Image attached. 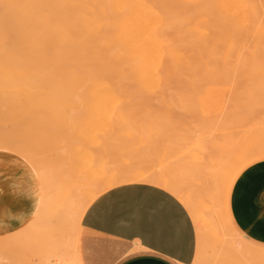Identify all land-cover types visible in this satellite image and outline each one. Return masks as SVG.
Listing matches in <instances>:
<instances>
[{
    "label": "bare ground",
    "instance_id": "obj_1",
    "mask_svg": "<svg viewBox=\"0 0 264 264\" xmlns=\"http://www.w3.org/2000/svg\"><path fill=\"white\" fill-rule=\"evenodd\" d=\"M13 1L0 0V7L5 8L3 11L7 10L4 11L6 14L12 12L11 16L18 15L15 17L17 21L11 16L6 17L9 15L0 17V52L2 54L5 50L8 53V62L7 58L4 59L8 67L2 65L0 71L3 74L6 72V75L21 76L17 80L23 81L22 86L28 83L23 76H29L28 80H36L41 76L35 84H31L35 89L25 88L29 91L46 87L55 90L64 88L61 90L65 92L85 90L107 94L105 98H112L108 94L114 96L111 93L141 92L150 95L159 90L165 92L171 88L176 91L188 87L197 90L204 86L201 81L206 75L255 70L259 65L244 62L264 59V0ZM12 21L16 25L10 29ZM8 30L14 33L9 38ZM213 61H222L223 64L211 63ZM40 71L44 74L37 75L36 72ZM185 73H189L192 78L188 84L183 80ZM48 75L49 82L42 83V78ZM53 78L56 79L57 87H52L55 83ZM108 103L111 104L110 101ZM208 135L204 136L207 140ZM229 136H225L226 139ZM235 137L233 135V139ZM204 138L199 141H204L203 146L207 144ZM215 139L216 143L211 139L208 142L216 144L215 147L211 145L212 150L208 145L205 146L211 150L210 154L214 152L217 155L213 151L219 144L218 138ZM262 152L264 148L260 144L248 145L240 151L232 152L234 155L230 154L227 173L220 182L209 175L214 173L210 171V168H215L216 163L213 161L210 164L207 162V165L197 164V161L193 165L181 162L174 173L162 169L115 171L105 179L86 182L81 195L75 191L67 195L66 201L59 202L58 215L64 218L65 224L59 232L48 235L40 260H33L30 264H81L77 254V235L86 209L105 190L129 182H151L178 196L189 209L197 227L198 251L194 264H211L212 255L207 256V246L215 249L245 245L238 234L230 233L234 228L226 214V190L234 171L249 157ZM196 157L200 159L201 156ZM44 185L36 210L39 216L43 214L40 213L41 206L53 203L49 201L53 199L49 196L50 190ZM15 255H0V264H4L5 258H10V264H25L21 257ZM258 257L264 264V251H259Z\"/></svg>",
    "mask_w": 264,
    "mask_h": 264
},
{
    "label": "rangeland",
    "instance_id": "obj_2",
    "mask_svg": "<svg viewBox=\"0 0 264 264\" xmlns=\"http://www.w3.org/2000/svg\"><path fill=\"white\" fill-rule=\"evenodd\" d=\"M0 9V17L3 15L1 18L9 15L4 12L7 10H2L5 8ZM11 14L12 12L6 17L10 18ZM16 15L11 16L13 20L17 19ZM14 22L12 21L13 26L10 29L16 25ZM12 31L8 32L7 38L13 36ZM3 53L0 52V61L4 63L0 62V68L8 65L5 64L8 62V53ZM211 63L223 64L222 61ZM244 63L257 64L260 67L255 70L243 69L206 75L201 81L204 86L197 90L188 87L175 91L170 88L172 92L169 89L165 92L159 90L158 93L152 92L150 95L125 92L128 96L124 92H117L116 95L118 94L117 97L121 100L114 97L115 93H111L114 96L108 94V97L112 96L111 100L105 98L107 94L101 95L85 90L86 93L83 90L69 92L67 88H65L67 92L61 90L64 88L55 90L46 86L29 91L27 89L31 90V84L33 82L35 84L41 76L36 80H28L29 76H23L28 82L26 85L29 84L27 87L21 85L23 81L17 80L21 79V76L6 75L4 69V74L0 71V153L12 156L17 162L23 160L35 174L37 173V177L45 180L44 184L50 190L49 196L53 197L49 200L53 202L52 205L41 206L40 213H43L41 216L35 213L23 228L0 236V255L6 257L16 254L25 264H30L33 260L38 261L40 255H43L48 235L59 232L65 224L64 218L58 215L59 202L66 201L67 195L75 191L81 195L86 188V182L105 179L115 171L132 169H162L174 173L181 162L193 165L194 161L200 165L215 162V168L209 167L214 173L209 175L220 182L227 173L226 167L231 162L229 157L232 152L253 144H260L264 148V59L248 60ZM38 73L44 74L42 71L36 72L37 75ZM48 77L49 75L42 78L44 80L42 83L49 82ZM183 80L188 84L192 78L189 73H185ZM55 86L57 87L56 81L52 87ZM104 98L110 99L111 104ZM233 135L237 138L233 139ZM225 136L234 141L229 139L226 142L228 139ZM216 137L219 144L213 151L217 152V155L214 152L210 154L211 147L216 146ZM203 138L207 141L205 145L211 150L202 145L204 141L199 143ZM210 139L215 141L213 145L208 144ZM231 142L234 144L231 145ZM228 143L230 149L227 148L230 147ZM220 144L223 146H219ZM201 145L203 150L199 149ZM202 151L206 153H200ZM198 155L201 156L200 159L196 157ZM261 158H264V152L249 157L233 175L246 163ZM42 221L45 222L42 224ZM43 225H46V228ZM230 233L236 234L232 230ZM77 236L80 239L81 255L86 264H116L131 251L123 246L114 253L87 255L83 244L85 234L78 230ZM206 250L207 256L214 254L213 248L207 246ZM4 261V264H10V258H5ZM226 264L230 262L227 261Z\"/></svg>",
    "mask_w": 264,
    "mask_h": 264
},
{
    "label": "crops",
    "instance_id": "obj_3",
    "mask_svg": "<svg viewBox=\"0 0 264 264\" xmlns=\"http://www.w3.org/2000/svg\"><path fill=\"white\" fill-rule=\"evenodd\" d=\"M43 185L23 160L0 153V236L30 222ZM225 209L245 245L213 249L211 264H263L258 252L264 251V158L246 163L232 176ZM80 230L87 255L131 249L116 264H194L197 257V227L189 209L170 190L151 182L102 192L86 209ZM79 242L78 236V258L86 264Z\"/></svg>",
    "mask_w": 264,
    "mask_h": 264
}]
</instances>
